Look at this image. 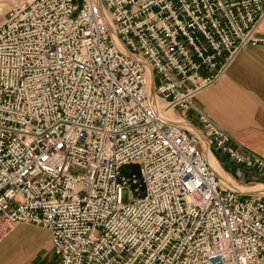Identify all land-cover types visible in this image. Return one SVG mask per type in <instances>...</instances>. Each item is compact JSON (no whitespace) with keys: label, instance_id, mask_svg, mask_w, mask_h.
Here are the masks:
<instances>
[{"label":"built area","instance_id":"built-area-1","mask_svg":"<svg viewBox=\"0 0 264 264\" xmlns=\"http://www.w3.org/2000/svg\"><path fill=\"white\" fill-rule=\"evenodd\" d=\"M263 21L264 0L0 11V241L23 222L51 231L60 264H264V193L223 181L203 138L263 178L264 157L206 115L205 136L168 116Z\"/></svg>","mask_w":264,"mask_h":264},{"label":"crops","instance_id":"crops-1","mask_svg":"<svg viewBox=\"0 0 264 264\" xmlns=\"http://www.w3.org/2000/svg\"><path fill=\"white\" fill-rule=\"evenodd\" d=\"M259 33L264 38V21ZM200 73L218 75L196 94L192 109L185 115L189 124L203 131L201 116L206 115L229 133L243 152L264 157V41L242 48L221 71L203 67ZM212 153L221 169L232 177L225 171L223 161ZM238 169L242 181L255 173L246 167ZM60 261L52 248L51 231L37 224L17 223L0 242V264H60Z\"/></svg>","mask_w":264,"mask_h":264},{"label":"rangeland","instance_id":"rangeland-1","mask_svg":"<svg viewBox=\"0 0 264 264\" xmlns=\"http://www.w3.org/2000/svg\"><path fill=\"white\" fill-rule=\"evenodd\" d=\"M25 1H29V0H0V7H1V14H4L7 10H9V8H11L15 3H18V2H25ZM77 2L80 4V0H77ZM260 42V41H259ZM203 68V67H202ZM207 68V67H206ZM219 68V67H218ZM211 69H215V68H211ZM201 70V69H200ZM201 74V73H200ZM202 75V74H201ZM205 76V75H204ZM186 115V114H185ZM169 118L171 120H174L176 122H178L179 124H181L182 126L184 127H187L185 126V123L187 122L189 124V122L187 121V119L185 118V116H181L179 113H169ZM190 125V124H189ZM189 128V127H188ZM193 128V127H192ZM193 131L195 132H198L199 134H205L204 131H198L196 129H192ZM205 136V135H204ZM205 140V138H203ZM234 140V139H233ZM212 152H214V154L216 156H218V158H220L222 161H223V166L225 167V171L230 174L231 176H233L238 184H235L233 181H231L233 183V187L235 188H239L240 189V186L241 185H245V186H250V187H255L257 184H264V178L259 176L256 172L255 173H252V175L250 176V178H246L245 181H242V180H239V178H241L242 176H239L238 175V171L240 169L238 168H241V169H245V166L243 165H240V164H237L235 163L230 157L228 154L224 153L223 151L221 150H216V149H210ZM250 153V152H249ZM256 154V153H255ZM259 155V154H258ZM261 156V155H260ZM263 157V156H262ZM133 167H136L137 169V166H133ZM238 169V170H237ZM241 171V170H240ZM234 175H233V174ZM247 174H249V172H247ZM230 177V176H229ZM252 177V178H251ZM221 178V177H220ZM232 178V177H231ZM222 179V178H221ZM229 179V178H228ZM230 181V180H229ZM245 191V190H244ZM124 199L127 200L128 199V195L127 193L124 194ZM15 228V227H14ZM13 231V230H12ZM11 231V232H12ZM10 232V233H11ZM9 233V234H10ZM4 239V238H3ZM2 239V240H3ZM1 240V241H2ZM0 241V242H1Z\"/></svg>","mask_w":264,"mask_h":264},{"label":"bare ground","instance_id":"bare-ground-1","mask_svg":"<svg viewBox=\"0 0 264 264\" xmlns=\"http://www.w3.org/2000/svg\"><path fill=\"white\" fill-rule=\"evenodd\" d=\"M0 11H1V7H0ZM185 126L192 128L191 125H189L187 122L185 123ZM203 146L205 149V154H206V158L207 161L209 162V164L211 165V167L215 170V172H217V174L222 178L223 181L225 182H231L233 181L235 184H238L237 180L234 178L229 177L224 171L223 169H221V167L219 166L218 161L215 159V157L213 156L212 151L210 150L207 142L205 140H203ZM229 178V179H228ZM230 180V181H229ZM239 189V188H238ZM240 190H245V191H259L261 193H264V184H257L255 187H250V186H245V185H241L240 186Z\"/></svg>","mask_w":264,"mask_h":264}]
</instances>
